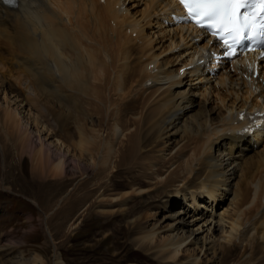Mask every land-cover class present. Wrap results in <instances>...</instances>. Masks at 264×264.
I'll return each mask as SVG.
<instances>
[{"label":"bare ground","instance_id":"1","mask_svg":"<svg viewBox=\"0 0 264 264\" xmlns=\"http://www.w3.org/2000/svg\"><path fill=\"white\" fill-rule=\"evenodd\" d=\"M131 1L22 0L20 7L16 10L0 7V48L16 52L17 57L23 56L22 65L26 64L24 70L37 76L38 82L31 80L18 84L24 87H37L32 92L33 96L39 98L41 102L44 98L45 104L49 107L59 106L61 109L58 113L62 117H68L70 109L67 107H71L75 102L74 96L68 94L66 90L82 88V91H87L86 84H89V96L91 98V95L95 93L94 100L99 105L101 100L99 95L102 92H106L107 97L114 93L121 103L122 100L126 102L129 96L126 91L130 88L129 102L137 103L138 107L141 106L139 113L130 112L133 114L132 118L136 115L135 121L142 127L141 130L139 129L141 134L133 135L131 131L133 126L127 127L126 121L121 126L118 121L122 119L119 118L117 122L116 120L111 122L107 134H100L95 128H91L89 141L86 139L82 141L80 139V141L84 147L89 144V166L94 171L107 172L114 167L113 160L114 165H118L113 172L114 182L115 173H117V176H124L126 180L132 178L131 191L148 187L146 190H138L136 194L129 196V199L145 194L148 199H144L142 203L152 200L149 204L154 205L157 201L154 200L157 191L164 189L163 200L159 204L162 208L152 212L160 221L157 220L146 231L139 230L143 226V217L146 215L128 222L133 226L131 229L134 232L144 234L135 243L142 249L138 247L135 248L136 250L133 249L135 253L139 254V249L156 250L158 254L168 257L167 262L161 258L163 261L160 264L169 261L176 263L181 262L180 259L186 249L194 247L196 257L192 261L188 257L187 261H182L184 264H201L202 260L198 258L200 254L201 257L202 254L207 256L203 261L216 264H264V125L256 128L252 133L242 132L247 125L248 115L256 111L261 112L264 105L263 61H259L257 75L256 67H251L242 56H236L224 62L211 73L210 56L205 52L211 48L218 49L219 46L215 42L211 43V40H206L198 30L185 24L174 23L170 17L171 12L179 9L174 1L136 0L135 5L129 7L128 4ZM141 3L144 7L132 13V8L140 6ZM89 34L94 37L96 48L90 53ZM134 34L135 37H133ZM124 65H127L129 84L123 77ZM148 80L152 81L151 85H147ZM2 85L0 84V88ZM50 90L55 91L59 97L56 98L52 92L49 93ZM4 93L2 100L6 97V99L8 97L15 99L11 102L12 106H17L13 116L22 124L25 116L29 118L30 115L25 114L30 109H27L16 94L9 93L7 90H4ZM166 95L168 98H165ZM80 98L82 99L81 96ZM213 100L218 103L217 106L202 112L198 110L192 112L202 102ZM124 103L123 105H126ZM101 107L106 109L105 117L108 118L112 108L111 102L105 106L102 104ZM116 108H119L117 102L113 104L112 114L115 113ZM23 109L27 111L23 112ZM11 110L7 108V114ZM0 113H2L1 110ZM123 113H120L119 117L124 118ZM241 114H245L243 120L240 119ZM217 115L218 117L215 118ZM7 119L12 121L9 116ZM84 119H80L79 115L73 113L71 121L76 122L77 130L79 126L88 129L87 121ZM39 120H41L40 117ZM105 122L109 121L102 120L97 123L100 125ZM42 123L37 126L38 130L43 129V126L49 127L43 121ZM6 124L9 127L8 133L11 134V124ZM145 124L146 129H144ZM35 125L34 122L30 124L36 129ZM135 131L134 129L133 132ZM43 135L42 139H32L31 144L39 146L40 140H43L48 147H53L54 153L61 155L62 159L54 164L53 172L64 178L62 173L65 172L66 167L65 156L69 160L74 158L82 160V156L76 154L71 156L70 148L62 142L63 140L53 137V140H49L51 135ZM150 136L154 142L161 139L156 148L145 141L146 138L150 139ZM120 139L121 145L118 146ZM53 143L56 145L52 146ZM79 143L76 142V149ZM130 143L134 145L133 148L136 147V153L140 157L139 162L142 161L143 167L151 175L155 186H149L148 175L142 173L137 164L135 166L138 171L134 174L128 176L123 170L131 161L130 159L133 161L134 151L128 150ZM160 144L163 145L160 146ZM169 144L174 147L167 150ZM141 147L145 149L141 150ZM80 149L83 150L82 146ZM124 149L129 153H124ZM118 150L120 154L118 153L119 155L115 157V152ZM40 151L42 153V148ZM150 151L151 154H148L147 152ZM144 154L145 156L142 157L141 155ZM153 155L161 156H157L159 159L149 163L148 158ZM38 157L36 168L40 167L44 176L45 166L50 163L45 154H39ZM82 162L85 166L86 161ZM158 164H164L165 168H158ZM74 165H77V162ZM169 169L174 170L169 172ZM96 172H92L89 177L92 184L95 181L92 176ZM166 174L168 175L164 178ZM99 180H101L100 177ZM140 181H145L147 185L144 186L145 182L140 184ZM96 182L98 183V180ZM99 182L98 188L103 184V181ZM122 183L125 186L128 184L124 180ZM115 184L117 185L116 182ZM4 189L7 188L4 187ZM103 189V192L108 191L105 180ZM70 193L67 191L65 198ZM117 198L119 197L112 199L117 200ZM189 198L198 207L205 205L197 199L205 198H209L215 204L218 203V209L221 207L219 202L221 200L222 202L226 200L227 205L225 209L220 208L217 211L216 218H210L201 211L193 213L186 203ZM119 201L105 202V204L113 207ZM159 202L161 201H158L156 205ZM43 209L40 210L45 216L46 211ZM122 214L128 217L129 210H124ZM5 216L3 212L1 217ZM118 216L116 215V218L120 220ZM149 219L146 217L147 221ZM153 221L151 223H154ZM164 224L166 225L163 227ZM8 225H10L9 222H4L0 226V264H47L49 262L44 259V256L40 257L37 252L32 253L38 255L30 260L24 257L19 260L17 256L9 257L11 253H8V249L9 252H13L16 247L9 246L7 241L10 239L18 241L22 238L17 239L12 234L13 228L9 229L12 233L4 231L3 229ZM205 226L208 227V234L212 232L210 238L200 236ZM47 231L46 242L54 245L53 264H68L57 247V240L53 233L51 234L49 228ZM218 231L219 233L221 231L219 240L224 242L220 251L210 242V239L216 243L219 242L215 239V232ZM128 234L134 235L130 228H128ZM163 234L165 236L161 237L160 235ZM233 250L237 253L233 254ZM144 252L149 253V251ZM197 259L199 261L194 262Z\"/></svg>","mask_w":264,"mask_h":264},{"label":"rangeland","instance_id":"2","mask_svg":"<svg viewBox=\"0 0 264 264\" xmlns=\"http://www.w3.org/2000/svg\"><path fill=\"white\" fill-rule=\"evenodd\" d=\"M135 2L136 0H132L128 4L129 7L135 5ZM143 7L144 5L141 3L140 6H136L132 8V13L141 10ZM92 49L93 50L96 49L94 45V37L91 34H89V53L93 51ZM163 59L165 60V58ZM123 77H125L124 79L129 84L130 79L128 77L127 71L123 72ZM17 83L18 82L12 80L4 83L0 79V84H4V86L0 88V99L2 100V97L5 94L4 90L5 91L7 90L9 93L18 95V97H21L19 94L20 91L16 85ZM85 84L86 83H84V85ZM86 85L85 86L88 88L87 91L85 90L82 91V88H78V87L77 88L79 90H66L68 94H72L75 98L74 104L71 107H67L70 109L69 112L70 115L68 114V117L67 116L62 117L59 115L58 112L61 109L59 106L54 105L55 107H49L48 104H45L44 98L41 102L39 98H35L33 96V93H31L27 97H24V99L21 100L24 102L27 109L29 108L31 111L37 112L38 113L37 115H39L41 120H39V117L36 114H33L30 110H28V113L25 115L29 114L32 117L28 116L29 118H26L25 116L26 120L24 119L23 123L21 124V122H18V120L15 119L13 116L17 106L16 107L12 106L11 102L14 101L15 99L11 97H8V99H6L7 97L5 95L4 97L6 98H3L2 101L0 100V105L3 107V108L0 107V110L2 111V113H0V226H2L4 222H9L10 225L6 226L3 230L9 233L13 232L12 234H14V236L17 239L22 238L18 241H13L11 239L7 241V243L9 242L8 243L9 246L14 245L16 247V249L13 252H9L8 249V253L12 254V255L9 254V257L12 256V258H14L17 256V260H19L21 257H24L26 260H30L35 255L39 254L40 257L44 256L45 257L44 259L49 261L47 264H50V261L52 260V251L54 245L53 246L52 244L49 245V243L46 242L48 239L46 233L48 232L47 229L49 228L51 234L53 233L55 240H57L58 249L61 251L62 256L64 257L65 261L68 264H128V263L129 264H133V263L160 264L163 261L162 259L166 260L168 259V257L158 254L156 250L150 251L147 249H143L144 251H149L148 254L143 250H140L142 248L138 247L139 245H136L135 243L138 240V238H142L144 234H142V232L140 233L134 232V230L131 229L133 228V226H131V224L128 222L132 221V219L136 217H142V215L144 216L146 215L145 217H143V221H144L142 222L143 226L139 229L140 231H146L149 229L148 227L154 225L157 220L160 221V219L156 218L155 214L152 212L154 210L162 208L160 207L159 204L162 203L164 189H162L161 191L158 190L157 191L158 193L155 191V193L157 194L154 197L155 199L154 198L153 199L157 200L156 203L158 201H161L157 205L156 203H154V205L149 204L150 202H152V200L144 201L142 203L144 199L145 200L148 199L147 195L145 194L139 197L136 195L133 199H129V196H131L132 194H136L138 190L141 189L146 190L148 187H140L138 189H134V191H131V188L133 187L132 178L126 180L124 176H120V175L117 176V173H115L116 174L115 182L117 183L116 185L114 182L113 172L115 171L114 168H118V165H114L113 160H112V164L114 167L110 170H107V172L102 173L100 170L97 172L94 171L93 168H90L89 166V144H87L85 147L84 145L81 144V141L83 139L89 141V131L91 128H95V130L99 131L100 134L101 133L107 134L109 132L110 124H112L114 120H116L115 122H117L119 118L122 119L118 121L119 123H121L120 124L121 126L123 125V123H125V121L127 123V125L125 124L127 127L133 126V128H131L133 135H138V133L141 134L140 130L142 127L140 124L137 123V121H135L136 115L134 118H132L133 114H131L133 112L134 114L139 113L141 106L138 107L137 103L129 102L130 100L128 99H131V95L129 94L130 88L126 91V93L130 96L129 97L127 95L128 99H126L129 103L126 101L127 102L126 104L124 100H122L121 103L120 100L118 99L119 97L114 93H112L111 96L107 97V93L102 92L99 95V99H101L102 101L100 100V104L97 105V103L94 100L96 94L94 93L95 94L94 95L91 93L92 95L90 98L89 84ZM71 88L74 89L75 87H71ZM80 96L82 97V99L80 98ZM165 98H168V95H166ZM5 102L8 104L5 105L4 104ZM110 102L112 104V108L115 102H117L119 108H116V111L113 114H112L113 110L111 108L107 118L105 117L106 109L104 110V108H102L101 105L104 104L105 106ZM123 103L126 105H123ZM203 103L205 102H202L201 105L196 106L192 112H195L196 110L202 112L203 110L212 108L213 106H217L218 104L216 103L215 100H213L211 102H206L203 107ZM128 104L130 106H127ZM6 106L8 109L10 110L12 109L8 114L6 111L7 110ZM121 106L122 108L124 107L125 110L124 108L120 109ZM25 111L27 110L23 109V112ZM124 111L126 113H123ZM72 112L75 115H79L80 119L85 118L84 120L87 121L86 125L89 130L84 129L81 126H79L77 130L76 122L71 121L73 115ZM120 113L124 114L125 119L119 117ZM7 116H9L12 119V121L7 119ZM217 117L218 115L215 118ZM102 120H108L109 122L108 123L105 122L99 125L97 122H101ZM42 121L44 122V124H47L49 127L43 126L44 130L43 129L38 130L37 126L43 124ZM33 122L36 123L35 125L36 129L34 127L33 129L32 126H30V124H32ZM6 123L11 124V130H10L11 134L8 133L9 127L7 126ZM20 126L22 127L21 128L22 130L20 129ZM16 127H18L20 132L18 129H16ZM28 127L30 128V130ZM146 127L147 125L145 124L144 129H146ZM134 129L136 130L135 132H133ZM143 132H145V130H143ZM43 134L51 135V139L49 140H53V138H59L63 140L66 146L70 148L71 156L73 154H76L77 156L80 155L82 156V160L77 158H74V160H69L65 156L66 167H65V172L62 173L64 175V178L61 177L62 175L60 176L59 174H55L53 172L54 164L58 162L60 159H62V157H60L61 155L54 153V150L52 149L53 147L51 146L48 147L43 140H40L39 146L38 145L35 146L31 144L32 139L34 138L42 139L44 137ZM22 138L24 139L22 140ZM121 139L118 141L119 143L118 146L121 145L120 144V142L122 141ZM151 139L152 137L150 136V139L146 138L145 141L147 143L150 142L153 148H156V146L161 142L160 141L161 139H158L156 142H154V140ZM76 142L79 143L77 149L75 148ZM111 142L114 143V140L111 139ZM130 144L128 150L132 152L134 151L133 155L132 153H130L132 155L133 161L132 159H130L131 161L126 166V168H123V170H125V173L128 174V176L134 174L136 171H138L136 170V166H135L137 164L141 172L148 175L149 184H150L149 186H153V185L155 186V184H153L154 180H152V177L151 175L148 174L146 168L143 167L142 161L139 162L140 157L136 153L135 150L136 147L133 148L132 146L134 145L132 144L130 145ZM51 145L53 146L56 144L53 143ZM162 145L163 144H160V146ZM81 146L83 150L80 149ZM173 147L174 145L169 144L167 150ZM41 148H42V153L40 151ZM142 149L144 150L145 147H141V150ZM124 150H123L124 153L126 154L129 153L128 150L127 151ZM51 152H53L52 155H50ZM118 153L119 150L115 152V157L120 154ZM147 153L151 154V151ZM39 154H45L47 156V161L50 163V165L45 166L44 176L42 175L43 172H41L42 171L41 168L40 167L36 168V161L39 158L38 157ZM134 154L136 155L135 157ZM145 154L141 156L143 157L145 156ZM157 156H161V155H157ZM157 156L154 155L150 156V158H148L150 159L148 160L149 163H151L152 160L159 159V157ZM82 161H86L85 166H83ZM75 162H77V165H74ZM157 167L162 169L165 168L164 164L161 165L158 164ZM173 170L174 169H169L168 171L171 172ZM92 172H96L92 176V179L95 180L93 184L90 182L89 179ZM83 174L87 176L83 177L85 176ZM98 174H100L101 176ZM136 174L141 175L140 173H136ZM168 174H166L164 178L167 177ZM48 177L51 178L49 179ZM58 177H60V179H58ZM99 177L101 178V180H99ZM97 180L98 183H100L99 181L101 182L103 181V184L101 186L99 185V188H98V183L96 182ZM104 180H105L106 190H108L107 192L105 191L103 192ZM123 180L128 183L126 186L124 183H122ZM142 182L145 181H140V184ZM115 185L116 188L114 190ZM146 185L147 184L145 182L144 186ZM4 187H6L7 188L6 190L8 191H4L3 190ZM67 191L71 193L67 198H65V196H67L65 194ZM109 193H115V194H109ZM114 197H119L117 198V200L118 201L120 200L119 202H117L116 205H113V207H111L110 205L105 204V202L106 203L116 202L117 200L112 199ZM30 198H33L35 200ZM31 200L34 202H32ZM36 200L38 201V204ZM6 205H9L8 209L12 211L8 215L6 214L7 212ZM226 205H227L226 202L222 203L221 210L225 209ZM45 206L47 207L46 210H45ZM150 206L154 208L152 209ZM40 209L46 211L45 212L46 217L44 216V214L41 212ZM52 209L53 211L52 213H50ZM124 210H129L128 217H125V215L122 214ZM132 211L136 213L134 214ZM3 212H5L6 214L5 217H1ZM116 215H119L118 218L123 221L118 220L116 218ZM28 216H30V219H28ZM146 217L150 219L147 221ZM153 220H155V222ZM145 221H147V223ZM152 221L154 223H151ZM45 222H47L46 227H45ZM76 224L78 225L75 228ZM165 225L166 224H164L163 227ZM11 228H13L12 232L9 230ZM128 228H130L131 232L134 233L135 237L134 235L128 234ZM207 229L208 227L206 226L202 228L200 232V236L202 238L207 236H209L208 238L211 237L212 232L208 234ZM220 233L219 231L215 232L216 238L215 237L214 238L216 239V241L220 239L221 237ZM160 236L164 237L165 235L163 234ZM210 242L213 243L216 249H218L219 251L222 250L223 248L222 245H224V242L222 240H219V242L216 243L215 241H213V239H210ZM2 244L5 245L4 243ZM137 247L140 248L138 250L139 254L135 253L133 250ZM35 252H37L38 254H32ZM232 253L236 254L237 251L233 250ZM196 255L197 253L194 252V247L193 248L189 247L188 249L185 250L183 257L180 260L181 262L187 261L189 257V259L192 261V259L196 257ZM200 255L198 256V258L200 257L199 259L202 260L200 262L201 264L211 263L210 261L207 262L203 261L207 256H204L202 254L201 257ZM207 259H209V257ZM53 261L54 259L52 260L51 264L54 263ZM167 261L168 260H166V262ZM195 261H199V260L197 259L194 260V262ZM166 262L165 264L181 263V262L175 263L171 261H169L168 263ZM182 264L184 263L182 262ZM211 264H216V263L212 262Z\"/></svg>","mask_w":264,"mask_h":264},{"label":"snow or ice","instance_id":"3","mask_svg":"<svg viewBox=\"0 0 264 264\" xmlns=\"http://www.w3.org/2000/svg\"><path fill=\"white\" fill-rule=\"evenodd\" d=\"M177 3L184 18L215 37L229 58L237 56L238 48L247 41L264 43V0H177ZM261 55L264 59V53Z\"/></svg>","mask_w":264,"mask_h":264}]
</instances>
